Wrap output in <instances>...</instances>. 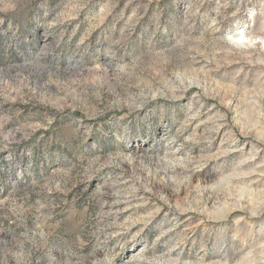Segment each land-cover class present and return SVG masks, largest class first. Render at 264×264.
I'll use <instances>...</instances> for the list:
<instances>
[{"label":"rangeland","instance_id":"rangeland-1","mask_svg":"<svg viewBox=\"0 0 264 264\" xmlns=\"http://www.w3.org/2000/svg\"><path fill=\"white\" fill-rule=\"evenodd\" d=\"M0 264H264V0H0Z\"/></svg>","mask_w":264,"mask_h":264}]
</instances>
